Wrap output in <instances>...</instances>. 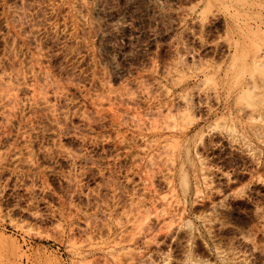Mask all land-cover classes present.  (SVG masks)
Here are the masks:
<instances>
[{
	"label": "rangeland",
	"instance_id": "obj_1",
	"mask_svg": "<svg viewBox=\"0 0 264 264\" xmlns=\"http://www.w3.org/2000/svg\"><path fill=\"white\" fill-rule=\"evenodd\" d=\"M0 264H264V0H0Z\"/></svg>",
	"mask_w": 264,
	"mask_h": 264
},
{
	"label": "bare ground",
	"instance_id": "obj_2",
	"mask_svg": "<svg viewBox=\"0 0 264 264\" xmlns=\"http://www.w3.org/2000/svg\"><path fill=\"white\" fill-rule=\"evenodd\" d=\"M196 153V152H195ZM200 162V161H199ZM199 189V188H198ZM190 226V225H189Z\"/></svg>",
	"mask_w": 264,
	"mask_h": 264
}]
</instances>
